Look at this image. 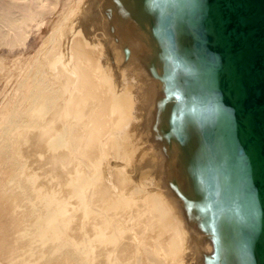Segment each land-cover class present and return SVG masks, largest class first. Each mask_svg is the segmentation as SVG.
Segmentation results:
<instances>
[{
  "label": "bare ground",
  "instance_id": "1",
  "mask_svg": "<svg viewBox=\"0 0 264 264\" xmlns=\"http://www.w3.org/2000/svg\"><path fill=\"white\" fill-rule=\"evenodd\" d=\"M36 1H49L50 8L46 3H44L46 6L44 4L38 6ZM105 6L110 8L114 16L113 21L118 25L116 27L118 33L115 32L116 30L113 33L122 35L121 40L124 38L130 43L133 40L139 44V50L137 49L139 54L135 56L139 67L141 66L142 70L147 72L146 75H152L148 74L151 69L157 70L158 67L160 69L164 64L161 67L157 64L163 62L160 58L164 45L148 35L150 33L148 29L147 34L140 30L139 33L137 30L134 32L131 30V28L134 29L135 23L141 21L147 13L144 0H108L104 8L96 5L94 0H72L64 14L60 9V0H0V44L6 45L7 48L12 49L17 45V47L25 46L27 33L30 34L28 28L37 21V17L40 18L39 16L45 14L46 7L49 13L56 12L60 16L52 29V35L50 34V50L46 53L44 49L42 53V49L46 46H41V51L38 52L35 60L30 61L28 67L19 74L23 82L22 105L17 108L14 106L15 101L9 102L11 104L4 101L0 111V264H52L55 262L60 264H170L171 262L181 264L189 247L198 250L206 246L210 252L216 249L214 248L216 236L212 235V237L215 236L214 241L208 234L211 229L206 228L200 218L195 216L186 218L185 215L189 206L196 204L199 209H202L205 205L206 201L200 194L199 173L201 172L199 170L207 159L206 153L211 152L214 147L220 149L221 152L218 149L217 151L221 155L217 154V156H221V159L226 162L224 165L226 164V172L230 177L229 186L233 188L239 185L240 176L235 171L237 167L234 163L237 156L235 128L227 131L230 119H224V121L218 119L216 128L210 118L202 126L195 120L193 123L194 117L188 114L190 103L196 104L191 102L192 94L199 96L207 92V89L203 90L199 83L194 82L196 78L192 82L175 75L174 84L171 82L174 85L173 88L170 87L171 90H166L157 96V91L154 90L155 94H153L152 87L147 88L145 92L141 90L142 87L138 88L140 87L138 85L142 83L140 81V84L138 83L139 77L136 80L137 74L136 76L133 75L134 73L131 74L135 78L134 82L138 83L136 87H133L132 85L137 83L132 84L131 75L126 76L123 73L125 75L123 92L130 93L133 90L135 94L137 89L140 92L136 91L137 97L134 98L131 95L132 92L131 96L126 93L117 96L115 87L118 85L114 86L112 76V81L110 80L111 68L105 74L103 73V76L96 70L98 68L96 65H102V63L105 65L120 56L112 46L107 48L104 40L93 38L94 34L102 28L101 16L105 13ZM185 14L183 16L181 13L183 17ZM148 17L146 15L144 18ZM210 22L211 20L204 19L206 28L211 27ZM208 30L211 31V28ZM102 34L104 36L103 32ZM179 42L181 44V41ZM112 43L115 42L112 41ZM122 55L124 56L123 53ZM134 61L133 59L131 62L134 64ZM129 65L132 66V63ZM123 66L125 67L124 63ZM114 67H112L113 71ZM213 69L207 71L206 68V72L214 71ZM226 72L225 68L216 70L213 82L211 81L213 88H219L221 76ZM114 75L116 77L117 74ZM157 75L159 77V73ZM144 76L145 74L143 78ZM103 77L109 79V87L115 92H110L108 85L104 83L112 97L102 104L99 100L102 97L97 99L98 96L94 97L93 93H96L95 89H100L101 81H104ZM149 78L144 79H148L147 82L150 84ZM144 79L143 83H145ZM166 80L169 81V79ZM114 81L117 80L114 79ZM130 81L132 82L129 83ZM152 83L147 84V87L156 85L158 82ZM158 85L160 82L156 85V90ZM169 86L165 87L169 88ZM210 87L212 90V86ZM160 88L162 91L163 86L160 85ZM102 91L101 93L105 94ZM140 93L141 95L144 93L143 96L146 95L148 105L149 99L156 95L154 102L151 99L152 108H148L147 111H143L147 108V101L145 102L141 96L144 104H140L141 100L138 101ZM173 94L179 97L180 105L183 106L182 111L175 108V101H166V96ZM105 96L106 94L104 99ZM174 109L178 111H175L176 114L173 113ZM194 112L192 113L196 115V111ZM149 119L159 125L162 133H172L179 127H183L184 131L188 129L185 139L178 134L183 144L170 142L171 146L165 149L162 139L160 142L152 141L149 144L141 142L142 136H146L145 132L149 131ZM186 125L188 127L185 129ZM107 129L109 133L105 134ZM216 131L219 133L223 131L221 136L215 135L219 137L218 140L212 138L214 137L212 134H216ZM160 144H162L161 148H159ZM246 155L247 172L244 179L246 178V182L252 185V181L258 175V169L251 150H247ZM211 157L214 158L212 155ZM219 162L222 164V161ZM155 165L160 168L158 169L160 172L152 170L158 173L151 172L155 176L146 178L145 170L151 167L155 169ZM133 169L143 175L139 183L132 180L130 172H134ZM203 175L206 176V174ZM218 179L222 181V178ZM148 182L153 183H150L152 185L150 188H146L148 185L144 186ZM221 183L224 184V190V180ZM211 187L210 185V190ZM215 188H217L216 183L212 191ZM203 189L204 192L205 188ZM237 195L236 197H239ZM229 197L231 199V196ZM250 197H245V200L240 203L238 198L236 207L241 217L243 216L242 219L240 217L241 222L244 219V222L251 226L244 229L251 237V242L248 241L251 243L248 256L244 255L245 259L251 262L254 257L256 264H264V214L260 210V202ZM230 207L235 209L234 203ZM235 213L234 215L228 213V215L236 217ZM229 217L227 216L228 219ZM237 217L232 218L233 221L230 218V224L227 220L229 227L222 225L227 229L223 227L224 229L220 230L219 243L216 241L220 247L219 251L223 252L222 256L225 255V264H240V261L244 260L241 258V252L237 248L235 250L234 243L230 242L231 239L228 236L229 231L236 230L237 235L243 232L239 230L240 220L238 221ZM223 218L226 220V217ZM222 221L221 223L225 224ZM147 227L148 234L152 232L150 228L158 232L157 237H154L155 232L152 233L154 241H147L148 238L146 240L143 237ZM236 232L230 233L234 234L232 238L235 237ZM239 236H236V239L239 240ZM153 237L149 236L151 239ZM239 241L242 245L241 239Z\"/></svg>",
  "mask_w": 264,
  "mask_h": 264
},
{
  "label": "rangeland",
  "instance_id": "2",
  "mask_svg": "<svg viewBox=\"0 0 264 264\" xmlns=\"http://www.w3.org/2000/svg\"><path fill=\"white\" fill-rule=\"evenodd\" d=\"M71 1L72 0H60V9L61 10H63V14L69 9V7H70V4H71ZM95 1V4L96 5H98V6H102L103 8H104V4H106L107 5V3H108V0H99V2H97L98 0H94ZM145 1H148V0H144V5H146L145 6V9H146V11L145 12H147L145 15H144V17H146V15L147 16H149L148 18H142V20L141 21H138V22H136L135 23V26L133 27L134 29H132L131 28V30L134 32V30H137L136 32L137 33H139L140 31L143 33V32H145V34H147V33H149L148 35H151L152 37H153V39L156 41L157 40V42L159 43V44H163L164 45V50H163V53H162V57L160 58L161 60L160 61H163V62H160V64L158 63L157 65L159 66L160 65V67H161V65L162 64H164V65H162V69L160 70L159 69V67L156 65V67H158V69L156 70V68L155 69H151V70H149L148 71V74H152V75H146L147 74V72H145L144 70H142V68H141V66L139 67V64L137 63V60H136V58L137 57H135V56H137L138 54H139V51H137V49L139 48V44L138 43H136V42H134L133 40L131 41L132 43H130V41H128V40H125L124 38H122V40H121V37H123L122 35H120V34H115V33H113L115 30H116V27L118 26V25H116L117 23H115L113 20H114V16H113V14L110 12V8L109 7H106L105 6V13L103 14V16H101V29L99 30V32L97 33L96 32V34H94V36H93V38L94 39H101V40H104V42H105V45H107V48L109 47V48H112L113 47V49H115L117 52H119V55L120 56H118V57H115V58H117V59H113V60H111L110 61V63L108 62L107 64H103L102 63V65L101 64H99V65H96V67H98L96 70L98 71V72H100V73H102V76H103V73L105 74L106 72H108V70H110V68H111V70L113 71V68L112 67H114L115 66V64H116V67H114V71H113V73H112V71L110 72L109 71V74H110V80L112 81V78H113V83L115 84L114 86H116V85H118V87H119V91L117 90L118 89V87L116 86L115 88V90H116V92L115 91H113L114 89L112 88H110L109 87V79L107 80L106 78L104 79V77L102 78V80L104 79V81H108L107 82V84H106V82H104V81H101V87H100V89H95V91L94 92H96V93H93V96L95 97L96 96V98H97V96H98V98L97 99H99L100 97H102L101 99L103 100H101V99H99L100 100V103H104V101L106 102H108V100H110V98L112 97L111 96V93H109V92H107V88L105 87V85L107 86V87H109V90H110V92H115V93H117V96L119 95H121V94H125L126 93V91L125 92H123L124 91V89H123V87H124V82H123V78L125 77V75L126 76H128V74H129V76L131 75V74H133L134 76H136V74H137V76H136V80L137 79H139L138 80V83H139V81H140V83H142V85L140 84V85H138V83H137V81L136 82H134L135 81V78L133 77V75H131L130 76V78H131V80L133 81H130L129 83H131L132 82V84L133 83H137L136 85H132L133 87H136L137 85L138 86H140V87H138L139 89H141V87H142V91H146V89L147 88H149V87H152L153 89V94H155L154 92L155 91H157V96L158 95H160L162 92H165L166 90H171V88H173V84H174V80H175V75L177 76H180V77H182L183 79H185V80H187V81H194L195 80V78H196V80L194 81V82H197V83H199V85H200V87L203 89V90H205L206 91V89H207V92H205L204 94H201V95H199V96H196L195 95V93H193L192 94V101L191 102H193V103H196V104H192V103H190V108H189V106H188V108H189V110L188 111H190L188 114L189 115H191V116H193L194 117V119H193V123H194V120L197 122V123H199L201 126L202 125H204V122L207 120V119H212V123H213V125L215 126V125H217V123L219 122V120H223L224 121V119H228L229 120V117H227L226 116V114L217 106L216 107V110H215V112L210 116V114H206L205 113V108H206V105H207V102L212 98V96H213V92L216 90V88L218 89V87H214L213 88V83H211V81L213 80V78H214V73L216 72V70H218L217 68H215L214 67V69H213V66H209V65H207V59H206V56H205V54H204V51L200 48V47H198L197 46V42L196 41H199V42H201V43H203L202 42V40L199 38V34L198 33H195V31H196V28L200 25V23H201V20L204 18V19H206V20H211V18H210V15L208 14V12H209V10H208V8H207V6H206V4L202 1V0H149L150 1V3H149V1L148 2H145ZM97 2V3H96ZM193 2H195V4L193 3ZM36 3L38 4V6L39 5H43L44 3H46L47 4V7H49L50 8V2L48 1V2H46V1H36ZM67 3V4H66ZM46 4H44L45 6H46ZM155 4V5H154ZM184 5V6H183ZM193 5H194V7H193ZM195 5H196V8H195ZM149 6V7H148ZM151 6H152V8H151ZM180 6V7H179ZM47 7L45 8V14L44 15H41V16H39L40 18H38L37 17V21H35L31 26H30V28H28V30H29V32H30V34L29 33H27L28 34V38H27V40H26V43H25V46L23 45V47L22 46H20L19 45V47H13L12 49L11 48H7V46L6 45H4V44H0V111L2 110L1 108L3 107V103H4V101H6V102H11V103H13L14 101L16 102V104L14 105V106H16L17 108L18 107H20V105H22L21 103H22V84H23V82L21 81L22 80V77L21 78H19V74H20V72L25 68L26 69V67H28L27 65L30 63V61H34L35 60V58L38 56V52H40L41 50V46H46L45 48H43L42 49V53L45 51L46 53L50 50V47H51V44H50V39H51V32H53L52 31V29H53V27L56 25V23H57V21L60 19V16H58L57 14H56V12H52V13H49L48 11H47ZM184 8V9H182V8ZM188 7V8H187ZM49 8H48V10H49ZM65 8V9H64ZM148 8V9H147ZM198 8V9H197ZM149 10H151V11H148ZM155 10V11H154ZM178 10H184L185 12H186V14H185V12L183 11V12H180V11H178ZM178 11V12H177ZM193 11V12H192ZM195 11V12H194ZM154 12H155V14H154ZM157 12V13H156ZM179 12H180V14H179ZM191 12V13H190ZM152 13V14H151ZM181 13H182V15L184 16V14H185V17H183L182 15H181ZM184 13V14H183ZM192 13H193V15H192ZM111 14V15H110ZM176 14H177V16H176ZM190 14H191V16H190ZM180 15V16H179ZM45 16V17H44ZM108 16V17H107ZM176 18H175V17ZM110 18V19H109ZM174 18H175V20H174ZM179 18V19H178ZM186 18V19H185ZM189 18V19H188ZM43 19V20H42ZM145 19H146V22H145ZM157 19V20H156ZM40 20V21H39ZM109 20V21H108ZM147 20H149V21H147ZM39 21V22H38ZM42 21V22H41ZM44 21V22H43ZM178 21V22H177ZM105 22H107V23H105ZM185 22V23H184ZM188 22H190L189 24H188ZM38 23H40V24H38ZM41 23H43V24H41ZM115 23V24H114ZM194 25H193V24ZM36 24H37V26H36ZM136 24H137V26H136ZM166 24V25H165ZM175 24H177V25H175ZM182 24H185L184 26H186L185 28H184V26L182 25ZM154 26L156 27V28H154ZM183 26V27H182ZM141 29H140V28ZM143 27H145L144 29H145V31H144V29H143ZM180 27V28H179ZM38 28V29H37ZM104 28H107L106 30L104 29ZM178 28V29H177ZM150 30L149 32L148 31H146V30ZM177 29V30H176ZM205 29H206V27H205ZM108 30H109V32H108ZM130 30V31H131ZM140 30V31H139ZM181 30V31H180ZM183 30H184V32H186V33H184L183 32ZM207 31H210V30H208V29H206ZM107 32L106 34H107V36H108V38H107V36L106 37H104L106 34H105V32ZM118 31V28H117V30L115 31V32H117ZM154 31H156V33L154 32ZM181 33H180V32ZM101 32V33H100ZM102 32L104 33V36H103V34H102ZM118 33V32H117ZM179 33H180V35H179ZM51 34V35H50ZM110 34V35H109ZM153 34V35H152ZM182 34V35H181ZM185 34V35H184ZM102 35V36H101ZM115 35V36H114ZM120 36L119 38H117L118 36ZM117 36V37H116ZM184 36V37H183ZM103 37V38H102ZM159 37V38H158ZM107 39H108V41H107ZM111 39V40H110ZM119 39V40H118ZM45 41H46V43H47V45H46V43H45ZM112 41L113 42H115L114 44L112 43ZM121 41V42H120ZM179 41H181V44H180V42ZM107 42V43H106ZM134 42V43H133ZM156 42V43H157ZM183 42V43H182ZM185 42V43H184ZM112 43V44H111ZM180 45H179V44ZM50 44V45H49ZM133 44V45H132ZM3 45V46H2ZM114 45V46H113ZM116 45H118V46H116ZM138 45V46H137ZM4 46H6V47H4ZM48 46V47H47ZM112 46V47H111ZM120 46V47H119ZM133 46V47H132ZM183 47V49H181L182 47ZM41 47V48H40ZM116 47L118 48V49H116ZM132 47V48H131ZM121 48H123V49H121ZM128 48V49H127ZM131 48V49H130ZM166 48V49H165ZM45 49V50H44ZM112 49V50H113ZM119 49H120V51H119ZM44 50V51H43ZM121 50H122V52H121ZM128 50V51H127ZM131 51V53H129L130 51ZM137 51V53L135 52V51ZM139 50V49H138ZM185 50H186V52H185ZM188 50V51H187ZM133 52V53H132ZM189 52H191L192 54H190ZM122 53L124 54V56L122 55ZM45 54V53H44ZM130 54V55H129ZM132 54V55H131ZM135 54V55H134ZM167 55V56H166ZM163 56H165V58H163ZM192 58H191V57ZM202 56V57H201ZM130 57V58H129ZM201 57V58H200ZM120 58V59H119ZM124 58V59H123ZM135 60L134 61V64H133V62H131V61H133V59ZM188 58V59H187ZM190 58V59H189ZM121 59H123V60H121ZM128 59V60H127ZM192 59V60H191ZM203 61H202V60ZM121 60V61H120ZM131 60V61H130ZM185 60V61H184ZM125 61V62H124ZM198 61V62H197ZM115 62H117V63H115ZM122 64H121V63ZM128 62H131L132 63V66L131 65H129V64H131V63H129V64H127L126 65V63H128ZM135 62H136V64H135ZM177 62V63H176ZM114 63V64H113ZM123 63H124V65H125V67L123 66ZM204 63V64H203ZM105 66V68H103L104 66ZM114 65V66H113ZM117 65H121V66H117ZM136 65V66H135ZM138 65V66H137ZM196 65H199V66H196ZM101 66H103V67H101ZM109 66V67H108ZM129 68H128V67ZM135 66V67H134ZM169 66V67H168ZM99 67H101V69L99 68ZM118 67H119V69H118ZM124 67V68H123ZM208 67H209V69H208ZM115 68H116V72H115ZM126 68H127V70H126ZM141 68V69H140ZM206 68H207V71H210V69L212 70H214V71H211V72H213L212 74H211V72H206ZM103 69H104V71H103ZM122 69V70H121ZM125 69V70H124ZM197 69V70H196ZM119 70V71H118ZM141 71L142 72V74H140L141 72H139V71ZM156 70V71H155ZM164 70V71H163ZM127 71H128V73H127ZM131 73H130V72ZM151 71H153L154 73H155V76H154V73L153 72H151ZM163 71V72H162ZM198 71V72H197ZM117 72H120V73H122V74H118ZM126 72V73H125ZM201 72V74H199ZM125 75H124V74ZM159 73V77H158V75L157 74ZM162 75H161V74ZM172 75H171V74ZM207 73H208V75H207ZM114 74H117L116 75V77H115V75ZM143 74H145V76H144V78H149V82L151 81V83L153 82H158L157 84H159V82H160V85H161V87L163 86V90L162 91H160V85H158L157 87V89L158 90H156L155 88H156V85H154L153 83V86H148L147 87V84L148 85H150L148 82H147V80L148 79H144L143 78ZM167 74H169L168 75V77H167ZM156 75H157V77H156ZM165 75V76H164ZM111 76H112V78H111ZM142 76V77H141ZM146 76H148V77H146ZM163 76V77H162ZM202 76V77H201ZM115 77V78H114ZM118 77V78H117ZM122 77V78H121ZM139 77V78H138ZM165 77V78H164ZM170 77H172L171 79H170ZM199 77H201V78H199ZM10 78H12V79H10ZM117 78V79H116ZM133 78H134V80H133ZM145 80L144 82L145 83H143V79ZM156 80H155V79ZM162 78V79H161ZM174 78V79H173ZM198 78H199V80H198ZM9 79H10V81H9ZM114 79L115 80H117V81H114ZM154 79V80H153ZM163 79H164V81H163ZM166 79H169V81L168 80H166ZM205 79V80H204ZM12 80V81H11ZM20 80V81H19ZM118 80H119V82H118ZM161 80V81H160ZM203 81V83H202V81ZM209 80V81H208ZM10 82V84H9V82ZM110 81V82H111ZM142 81V82H141ZM192 81V82H193ZM205 81H207V82H205ZM18 82V83H17ZM103 82V83H102ZM173 84H172V83ZM202 84H201V83ZM204 82L206 83V84H204ZM213 82V81H212ZM104 83H105V85H104ZM117 83V84H116ZM209 83V84H208ZM103 84V85H102ZM145 84H146V86H145ZM162 84H164V85H162ZM203 84H204V86H203ZM210 84H212V85H210ZM170 85V86H169ZM172 85V86H171ZM212 86V88L214 89H210L211 87L210 86ZM131 86V85H130ZM144 86H145V88H144ZM155 86V87H154ZM165 86H169V88H167V87H165ZM203 86V87H202ZM205 86H207V87H205ZM210 88H209V87ZM104 87V88H103ZM171 87V88H170ZM209 88V89H208ZM102 89H103V91H102ZM145 89V90H144ZM11 90H13L14 92H12ZM100 90V91H99ZM108 90V91H109ZM112 90V91H111ZM155 90V91H154ZM101 91L104 93L105 92V94H106V96H105V99H104V95L105 94H102L101 93ZM128 91V90H127ZM138 93L140 92L138 89L136 90ZM135 91V94L133 93V90L132 91H130V93H131V95H132V97L134 98L135 96L137 97V92ZM141 91V92H142ZM97 92H98V94H97ZM10 93V94H9ZM21 93V94H20ZM99 93H101V94H99ZM108 93V94H107ZM130 93H129V91L126 93V95H128V96H131L130 95ZM19 94V95H18ZM112 94H114V93H112ZM134 94V95H133ZM143 95H144V93H142ZM8 95V96H7ZM143 95H141V93L138 95V98H140L139 100H138V98H135V99H137L138 101H140L141 103L140 104H144L143 102L145 101H147V104H146V109H143V111H147L148 110V108L150 109V107L152 108V106H151V103L152 102H154V98H156V95H155V97H154V95H153V97L152 98H150L149 100H150V102H149V105H148V99L146 98V95L145 96H143ZM11 96H12V98H11ZM68 96V95H67ZM143 97L142 99L144 100H142L141 99V97ZM64 97V96H63ZM167 98H166V101L168 102V101H175V108H177L178 109V111L180 110V111H182V109H183V106L182 105H180V99H179V97L176 95V94H173V95H170V96H166ZM21 98V99H20ZM107 98V99H106ZM144 98H146V99H144ZM11 99H13L12 101H11ZM151 99H152V102H151ZM137 100H136V102H137ZM5 102V103H6ZM11 103H9V104H11ZM18 103V104H17ZM153 104V103H152ZM197 104H199V105H197ZM201 104V105H200ZM192 105H194V106H192ZM196 105L198 106V107H200V108H198V107H196ZM103 107V106H102ZM145 108V107H144ZM195 108H196V110H195ZM202 108H204V109H202ZM177 109H174L173 110V113H175L176 114V112L175 111H177ZM177 111V112H178ZM194 111H196V115H198L199 114V116H196L195 114H193V113H195ZM220 111V112H219ZM193 112V113H192ZM198 112V113H197ZM201 112V113H200ZM190 113H192V114H190ZM0 116H1V113H0ZM195 116H196V118H195ZM176 117V116H175ZM224 117H226V118H224ZM219 119V120H218ZM202 120V121H201ZM217 120V121H216ZM216 121V122H215ZM152 122V123H151ZM228 122V121H227ZM153 124V125H152ZM157 123H153V120H150L149 119V125H148V130L149 131H146L145 132V134H146V136L145 135H143L142 137H143V140L145 139V141H141V142H143L144 144L146 143V144H149V142H151L152 143V141L153 142H160V140L162 139V142H163V144H164V146H163V148H165V149H168V147L169 146H171V143H173V142H178V144L179 145H182L183 144V142H181L180 140H181V138L179 139V135L178 134H180L181 135V137L182 138H186L187 137V130L186 131H184V128L183 127H179V128H177L176 130H173L172 131V133L170 132V133H162L161 132V130L159 129V125L157 124ZM190 124H188V126H189ZM150 126V127H149ZM187 125H186V127H185V129L188 127ZM213 126V127H214ZM217 126H215V128H216ZM188 128H190V126L188 127ZM234 127L231 125V123H230V125H229V127H228V129H227V131L229 130V131H232V130H234L233 129ZM108 130V129H107ZM105 131V134L106 133H109V130L108 131ZM91 132V131H90ZM148 132V133H147ZM160 132V133H159ZM223 132V131H222ZM222 132H217L216 131V134H212L214 137H212L214 140L215 139H219V137H217V136H221L222 135ZM225 133H226V130L224 131ZM100 133H103L104 134V132H100ZM187 133V134H186ZM162 134H164V135H162ZM169 134V135H168ZM171 134V135H170ZM149 135V136H148ZM159 135V136H158ZM211 135V136H212ZM215 135H217V136H215ZM164 138H163V137ZM166 136V137H165ZM168 136V137H167ZM171 139H170V138ZM147 139V140H146ZM158 139V140H157ZM173 139V140H172ZM151 140V141H150ZM171 142V143H170ZM237 145H235V147H236ZM162 147V144H160V146H159V148H161ZM158 148V147H157ZM238 148V147H237ZM237 148H235V150L237 151ZM217 149H218V151L220 150L219 148H216L215 149V147H214V149L213 150H211V152H208V153H210V154H208V153H206L207 155H205L206 156V160H207V162H206V160H205V163L203 164V166L201 167V171L199 170V172H201V173H199L200 174V176H199V188H200V194H201V196L204 198V201H208L209 200V197L211 198L207 203L206 202H204V207L202 208V209H199L198 207H197V205L196 204H194V205H192V206H189V210H186V212H187V214L185 215V216H187L186 218H194V216H195V218L197 217V218H200V220H201V222L203 223V225L206 227V228H210L211 230V232L209 231L208 232V234L211 236V238L213 239L215 236V240L217 241V243H219L218 241H219V235L221 234V232H220V230H222V229H227L226 227H229V225L228 224H230L231 222V219L233 218V219H235L237 216L239 217V219H238V217H237V220L240 222V225H238L239 226V230H241L240 232H242V233H239V235L240 236H242V238L239 236V235H237L238 233L236 232V230H235V232H236V235H235V237H233V238H235V240L232 238V236H234V234H235V232H228L229 233V239H231L232 241H234V242H232L231 240H230V242L231 243H234L233 244V246L235 247V250H236V248L241 252V258H244V260H243V262L242 261H240V264H246V262L248 263V264H256L257 262H256V258H254L253 257V262H251V261H249V259H245V255H246V257L248 256V253H249V248H251V243H248V241L249 242H251L250 240H251V237L249 236L250 234L249 233H247L246 231L247 230H244V229H248V227H251L248 223H245L244 221V219H243V221L241 222V219L243 218V216L241 217V213L239 212V210L238 209H236V207H237V205H238V203H240V201H242V200H245V197H249L250 195H249V189L251 188V186L252 185H249L248 184V182H246V178L244 179V176L246 175V172H247V167L246 168H242V166H243V161H242V159H240L238 156H236L235 157V159H234V163L236 164V169H235V171L237 172V174L240 176V179H239V182H238V184L239 185H237V186H235V187H233V188H231L230 186H229V183H230V177H229V175L227 174V172H226V164L224 165V163H226L225 162V160H223V159H221V156H217V154H220L221 155V153H219V152H221V151H217ZM215 151H217L216 152V154H215ZM237 153V152H236ZM213 156L214 158H216V159H214V161H212L213 159H212V157L210 158V156ZM209 156V157H208ZM217 157H219V158H217ZM209 159V160H208ZM211 159V160H210ZM210 161H212V162H210ZM219 161H222V164H220L221 162H219ZM209 162V163H208ZM219 162V163H218ZM214 163V165H212ZM216 163H218V164H216ZM238 163V164H237ZM206 164V165H205ZM216 164V165H215ZM205 165V166H204ZM217 165H219V166H217ZM220 165H222V166H220ZM157 165H155L154 166V168L155 169H153V167H151V168H147L146 170H145V176H146V178L147 177H151V175H153V177L155 176V174L156 173H158V172H160V170H158V169H160V168H158V167H156ZM213 166H215V167H217V168H213ZM207 170H206V169ZM213 168V169H212ZM224 168V169H223ZM210 169H212V171L210 170ZM237 169H238V171H237ZM134 170V169H133ZM152 170H156V171H158V172H153ZM218 170V171H217ZM147 171V172H146ZM217 171V172H216ZM138 171H136V170H134V172L133 171H131L130 172V174H131V176L133 177L132 178V180L134 181V182H136V183H139L140 181H142L141 179H142V177H143V175H141L139 172L137 173ZM151 172H153V173H155V174H151ZM208 172V173H207ZM219 172V173H218ZM147 173V174H146ZM243 173V174H242ZM134 174H135V176H134ZM149 174V175H148ZM203 174H206V176L205 175H203ZM213 175V177L211 176V175ZM207 175H209V176H207ZM218 175V176H217ZM220 176V177H219ZM224 178H223V177ZM206 179H205V178ZM211 178V179H209V178ZM222 178V181H221V179H218V178ZM241 177H243V178H241ZM152 178V177H151ZM203 178V180H201ZM228 179V180H227ZM139 180V181H138ZM206 180V181H205ZM211 180V181H210ZM220 180V181H219ZM223 180H224V182H225V188H224V190H223V183H221V182H223ZM209 181H210V183H212V184H210L209 183ZM228 181V182H227ZM207 182V183H206ZM246 182V183H245ZM151 182H148V183H145L144 184V186H147L146 188H150L152 185L151 184H153V183H151ZM209 183V184H208ZM216 183V186H217V188H215V189H213V191H212V188H213V185ZM222 185H221V184ZM219 184H220V186H222L221 188L219 187ZM210 185L212 186L211 187V190H210ZM237 187V188H236ZM244 187V188H243ZM203 188H205V191L203 192ZM208 188V189H207ZM208 191H207V190ZM220 190H222L221 191V193H222V195H221V193H220ZM228 190H230V191H227ZM203 193H202V192ZM207 191V192H206ZM209 192H211L212 194H210ZM238 192V193H237ZM207 193V194H206ZM228 195H227V194ZM230 193V194H229ZM203 194H204V196H203ZM219 194H220V196H219ZM237 196H239V197H236V195ZM211 195V196H210ZM226 195V196H225ZM225 196V197H224ZM228 196V197H227ZM229 196H231V199H230V197ZM232 196H233V198H232ZM221 197V198H220ZM239 198V201H238V203H237V199ZM250 198H253V199H255V201H258V199L257 198H255V197H253V196H251ZM224 199V200H223ZM231 203H230V202ZM259 202V201H258ZM234 203V206H235V209L233 208V207H230L232 204ZM231 204V205H230ZM230 205V206H229ZM215 206V207H214ZM217 206V207H216ZM216 209H214V208ZM205 208V209H204ZM233 208V209H232ZM190 210L192 211V212H190ZM207 210V211H206ZM211 211V212H210ZM236 211H238L237 213H235ZM185 212V213H186ZM189 212H190V214H189ZM208 212V213H207ZM214 212V213H213ZM233 212V213H232ZM203 213V214H202ZM228 213H231L230 215H234V213L237 215H235L236 217H234V216H232V217H229L230 215H228ZM193 214V215H192ZM198 214V215H197ZM208 214V216H210L209 218H208V216H206ZM227 214V215H226ZM190 215V216H189ZM226 217V220L222 217ZM225 215V216H224ZM193 216V217H192ZM201 216V217H200ZM227 216L229 217V219L227 218ZM240 217H241V219H240ZM231 218V219H230ZM207 219V220H206ZM222 219H224L223 221H222ZM233 219H232V221H233ZM209 220V221H208ZM222 222H225V224L223 223H221V221ZM227 220H229L228 222H227ZM208 223H207V222ZM219 222V223H218ZM228 224H227V223ZM245 223V224H244ZM239 224V223H238ZM222 225H228V226H226V227H224V226H222ZM243 225V226H242ZM244 225H246V227L244 228ZM247 225H249V226H247ZM220 227V228H219ZM224 227V228H223ZM146 230H145V232L147 233V234H144L145 232H143V237L147 240V238H148V240L147 241H154V237H157L156 236V233H158L156 230H153L152 228H150V231H152V232H150L149 234H148V232H149V228L147 227V228H145ZM152 229V230H151ZM154 232H155V234H154ZM249 232V231H248ZM155 235H153V234ZM204 233L206 234V230L204 231ZM220 233V234H219ZM230 233H234V234H230ZM215 235V236H213L212 237V235ZM244 235H246V236H244ZM147 236V237H146ZM149 236L150 237H153V239H151V238H149ZM230 236H231V238H230ZM236 236H239V238L241 239V244L242 245H244V247H242V245H240L239 243H240V239L238 240V239H236ZM248 237V238H247ZM218 240H217V239ZM146 240H144L145 242H146ZM214 240V239H213ZM214 240V241H215ZM216 241H215V243H214V245H215V247L214 248H216L215 250H212L211 252L206 248V246H202V247H200L198 250L197 249H192V248H187V251H186V253H185V256L183 257V259H182V263L181 264H225V255L223 254V256H222V251L220 252L219 251V249H220V247H219V245L218 244H216ZM237 241V242H236ZM245 241H247L246 242V244H248L247 246H246V244L244 243ZM237 243V244H236ZM167 243H164V245L165 246H168V245H166ZM236 244V245H235ZM239 244V245H238ZM218 245V246H217ZM237 246H239V247H237ZM240 246H241V248H240ZM210 247H211V249H212V246L210 245ZM219 248V249H218ZM201 249V250H200ZM205 249V250H204ZM190 250V251H189ZM193 250V251H192ZM195 250V251H194ZM192 251V252H191ZM192 254H191V253ZM246 252V253H245ZM221 253V254H220ZM245 254V255H244ZM264 254V253H263ZM190 256V257H189ZM220 256V257H219ZM264 257V256H263ZM192 258V259H191ZM219 258V259H218ZM195 259V260H194ZM219 260V261H218ZM245 260H246V262H245ZM263 261H264V259H263ZM220 262V263H219ZM52 264H60L59 262H55V263H52ZM170 264H177L176 262H171ZM226 264H228V263H226Z\"/></svg>",
  "mask_w": 264,
  "mask_h": 264
},
{
  "label": "water",
  "instance_id": "3",
  "mask_svg": "<svg viewBox=\"0 0 264 264\" xmlns=\"http://www.w3.org/2000/svg\"><path fill=\"white\" fill-rule=\"evenodd\" d=\"M209 12L211 31L204 18L195 33L203 43L207 65L225 68L219 88L207 102L210 116L218 106L235 128L237 156L246 168L251 150L258 175L249 195L258 199L264 214V0H202Z\"/></svg>",
  "mask_w": 264,
  "mask_h": 264
}]
</instances>
